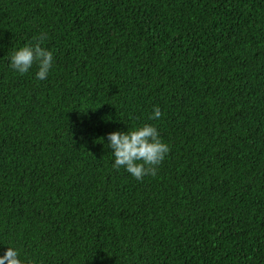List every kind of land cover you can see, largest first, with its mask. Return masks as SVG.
Wrapping results in <instances>:
<instances>
[{
	"label": "trees",
	"instance_id": "1",
	"mask_svg": "<svg viewBox=\"0 0 264 264\" xmlns=\"http://www.w3.org/2000/svg\"><path fill=\"white\" fill-rule=\"evenodd\" d=\"M41 33L45 80L8 58ZM145 123L170 152L138 181L107 136ZM9 246L25 264H264V0H0Z\"/></svg>",
	"mask_w": 264,
	"mask_h": 264
},
{
	"label": "clouds",
	"instance_id": "2",
	"mask_svg": "<svg viewBox=\"0 0 264 264\" xmlns=\"http://www.w3.org/2000/svg\"><path fill=\"white\" fill-rule=\"evenodd\" d=\"M46 39L47 35L41 33L18 50L8 53L10 68L20 74H26L35 64L38 68L36 78L47 79L54 58L53 52L43 46ZM161 116L160 107L155 106L150 119L158 120ZM107 139L108 148L113 150L115 158L113 167L124 168L138 181L148 175L155 176L158 166L164 162L170 152L168 144L162 141L158 129L148 123L128 129L126 132H110ZM0 264H25V262L20 259L19 251L9 246L0 256Z\"/></svg>",
	"mask_w": 264,
	"mask_h": 264
}]
</instances>
